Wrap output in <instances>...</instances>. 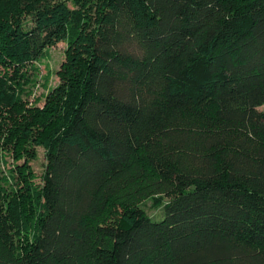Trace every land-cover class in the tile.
I'll list each match as a JSON object with an SVG mask.
<instances>
[{"label":"trees","instance_id":"1","mask_svg":"<svg viewBox=\"0 0 264 264\" xmlns=\"http://www.w3.org/2000/svg\"><path fill=\"white\" fill-rule=\"evenodd\" d=\"M262 105L264 0H0V264H264Z\"/></svg>","mask_w":264,"mask_h":264},{"label":"rangeland","instance_id":"2","mask_svg":"<svg viewBox=\"0 0 264 264\" xmlns=\"http://www.w3.org/2000/svg\"><path fill=\"white\" fill-rule=\"evenodd\" d=\"M67 45V41H62L46 48V54L42 59L29 63L25 67L29 79V83L26 84L28 93L24 96L27 106H42L48 91L60 81V73L66 57ZM258 109L264 110V105L259 106ZM26 160L33 174H35L34 183L38 184L40 182V175L45 167L43 149L36 147L34 157H30L29 155L24 156L18 160V163L22 164ZM14 162L16 161L12 158L11 154L3 152L2 156L0 155V176L8 174L13 169ZM144 207L153 218L158 217L162 213L161 208L152 207L150 200L146 201Z\"/></svg>","mask_w":264,"mask_h":264}]
</instances>
